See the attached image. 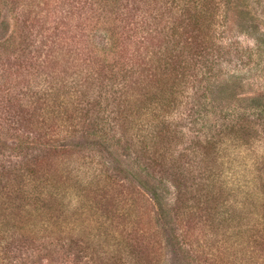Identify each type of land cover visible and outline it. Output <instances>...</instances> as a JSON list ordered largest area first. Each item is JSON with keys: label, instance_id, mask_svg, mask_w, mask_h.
Instances as JSON below:
<instances>
[{"label": "rangeland", "instance_id": "obj_1", "mask_svg": "<svg viewBox=\"0 0 264 264\" xmlns=\"http://www.w3.org/2000/svg\"><path fill=\"white\" fill-rule=\"evenodd\" d=\"M174 1L0 0V264H132L127 242L151 236L150 255L143 249L147 241L135 251L141 264H264V230H252L262 223L264 207V120L260 138L247 145L224 140L208 158L224 202L221 220L212 221L213 210L204 212L194 193L186 196V207L180 204L179 214L174 209L169 177L160 174L150 152L140 151L143 115L130 111L127 143L109 119L121 77H130L146 55L149 26L158 29L152 37L164 49L173 21H181L183 4ZM217 2L209 36L215 45L236 38L234 59L223 52L211 73L206 63L187 70L189 87L176 92L184 89L182 98L160 110L166 121H175L173 155L194 189L212 179L209 172L191 171L186 148L203 128L220 131L234 111L261 114L249 99L264 95V0ZM140 76L146 79L147 72ZM197 87H202V112L192 116L194 124L185 116ZM82 107L91 122L74 112ZM86 165L115 175L118 186L95 204L99 212L77 215L80 202L62 196L77 191L78 184L59 191L58 180L61 174L70 184L78 176L88 178L91 171H80ZM166 169L177 173L172 166ZM155 193L159 200H153ZM146 198L150 204L144 203V214L137 213ZM61 203L68 207V220L46 216Z\"/></svg>", "mask_w": 264, "mask_h": 264}, {"label": "trees", "instance_id": "obj_2", "mask_svg": "<svg viewBox=\"0 0 264 264\" xmlns=\"http://www.w3.org/2000/svg\"><path fill=\"white\" fill-rule=\"evenodd\" d=\"M180 1L183 4L180 5L183 10V15L180 16L181 21L179 24H174L173 21V31L171 32L172 37L167 38V40H163L164 49L156 46L154 37H152V34L157 32L158 29L150 26L147 29L145 36L147 45L149 46L147 47L148 49L146 51V55H144V58L139 64L140 68H135L130 73V77L129 75H123L121 77L122 83L116 89L120 92L117 93L118 98H116L114 101L115 109L109 116V119L111 122H113L114 127L120 134L121 140H124V142L127 143L130 141L129 130L131 128V121H128L130 117V111H135V115H143L144 117L141 119L140 123L141 128L137 133L138 140L141 145L140 151H143L142 154L146 156L147 152H150L152 162L155 163L156 166H159L158 169H160V174L162 175L165 173L169 177V183H171V185L175 188L174 203L176 206H174V209H176V212L178 214L181 212L182 208L180 204H182L183 207L187 206L184 205V202H186V196L194 193V198L197 199L196 202L199 204H204V212L213 210L211 219L212 221H216L220 219L219 213L224 206V202L222 201V193L215 186L216 184L212 176L214 170L207 162L208 158H211L214 152H216V154L218 153V144H221L224 142V140H231L233 143L247 145L252 140L254 141L257 139L259 134H261L258 126L260 121L264 120V95L261 98L254 97L249 99V101L253 103L252 106H257L259 110H261V114H256L255 112L252 113L251 111L247 110V108H244L243 111L239 112L234 111V113L230 115V117H226V121L220 125V131H208L206 130L207 127L203 128L204 130H201L202 135H200L201 137H198L197 142L192 141L189 148H186L184 156L190 158L186 164L191 165V171L193 169V172H209L210 176L208 177V180L212 179L211 182H206L205 188L197 183L198 186L196 189H194L192 184L189 183L190 178L186 174L187 172L185 170H180L178 165L179 161L177 162V159H175L173 155L172 148L174 147L175 140L177 138V131L172 129L170 125H175L173 124L175 121H166V119L162 117L163 113L160 110L167 111V108L172 107V105L176 103L178 99L182 98L181 93L184 94V89L178 94H176V92L181 89L183 85L185 88L189 87L188 84L190 81L187 80L188 77L185 75L187 70L191 69L192 67L197 69L201 64L203 65L206 63L207 65H211L209 68L210 70L207 72L211 73L210 71H212L214 67L220 65L219 59L224 57L221 55V53L225 52L227 55H230L231 60L234 59V54H236L234 52H237L240 43L236 38L230 39L229 37L227 38L228 41L226 44L222 42L218 45H215L212 42V35H209L213 29L212 22L215 20V18L211 13V9L213 6H217V0ZM160 19H162V17ZM155 20H157V18ZM219 40L221 41V39ZM208 46L213 48L210 52L207 49ZM201 71L203 70L201 69ZM142 72H147L146 79L141 80L140 74ZM197 80L198 74L196 77L194 76L192 82ZM160 83L162 87L161 90L159 88L157 95L152 94V92H154L153 90L157 86H160ZM113 87L116 86L114 85ZM201 89L202 87H197V93L195 96H189L192 100V107L190 112L186 116L184 115L186 119H191L190 121L194 124L197 123V120L193 119L192 116L195 114L199 115V113L202 112V106L199 103L201 102L199 100L201 98L199 96ZM262 91L264 92V85ZM128 93H133V95L137 94L138 96L132 99L127 96ZM259 102L263 105L258 104ZM84 103H80L79 106H83ZM260 106H263L262 109H260ZM68 111V109L65 110V112ZM75 111L77 113L79 112L80 115L86 116L84 120L91 122V118L88 117L87 114H84L83 107L81 111H77L76 108L74 112ZM74 112H72V114H74ZM152 113L154 115H152ZM217 124L218 122L215 124V128ZM129 125L130 127L128 129ZM203 137L205 140L201 139ZM97 164L99 165V163ZM155 165H152V163L150 164L151 167H154ZM168 166H172V169L177 170V173L167 174L168 170L166 168ZM88 167L89 166L86 165V167L82 166L80 168V171H82V169L85 170L86 175L87 171L92 172L91 175H88V178L78 176L79 180H76L75 183L70 184L68 181V176L65 177L63 174H61V178L58 180L59 191L64 188L66 192H69L72 190L70 188L71 186L78 184L79 189L77 191L74 193L70 192L69 195L66 194L62 196H69L71 198L73 197L78 200V202H80L78 208L76 207L74 209V213H77V215H79L80 211L83 213L85 210L90 212H99L98 208H94L95 204L105 201L106 197H109L108 195H112L109 194V192L117 191L115 188L118 186V182L115 175L109 174L108 171H105L102 167H95L94 170L91 168L88 169ZM32 174L33 173L31 172V175ZM53 180L55 182L57 181V179ZM220 188L223 189L221 185ZM196 193L199 195L196 196ZM153 197V200L156 201L159 195L155 193ZM150 199L151 198H146L140 205L141 207L138 206L137 213L144 214L143 205L144 203H149ZM66 208L68 207L65 203L58 204L55 209H51L52 213L49 215L46 213V216H51L54 220H68V215L70 212ZM227 208V210H230L229 205H227ZM262 208V223L259 222L257 225L252 226V230L256 229L259 233L260 230H264V207ZM2 221L3 220L0 219V233L3 229L1 226H4V224L1 223ZM155 235H153V240L156 238ZM260 235H257V237L260 238ZM133 237L136 238V235L133 234ZM156 239L158 240V238ZM150 240L143 239L138 241L136 244H132L129 241L127 242L128 246L133 248V251L131 252V255L133 254L132 264H141L142 255L138 251H135L141 247V244H143L144 241H147L145 245L146 248H141L147 250V256L150 255L149 253L153 249L154 245L150 242ZM254 252L257 251L254 249Z\"/></svg>", "mask_w": 264, "mask_h": 264}]
</instances>
